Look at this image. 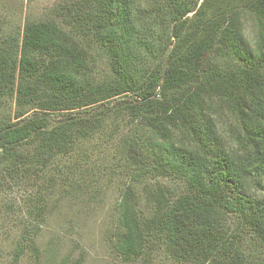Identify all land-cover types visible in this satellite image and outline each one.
Masks as SVG:
<instances>
[{"label":"trees","instance_id":"16d2710c","mask_svg":"<svg viewBox=\"0 0 264 264\" xmlns=\"http://www.w3.org/2000/svg\"><path fill=\"white\" fill-rule=\"evenodd\" d=\"M135 1L61 0L0 33V192L54 174L70 185L59 160H88L83 143L113 144L124 126L137 184L118 204L120 261L264 264V0H152L139 13ZM138 34L157 47L144 73ZM47 203L32 211L42 223Z\"/></svg>","mask_w":264,"mask_h":264},{"label":"rangeland","instance_id":"374dc122","mask_svg":"<svg viewBox=\"0 0 264 264\" xmlns=\"http://www.w3.org/2000/svg\"><path fill=\"white\" fill-rule=\"evenodd\" d=\"M60 1L0 0V33H19L27 20L46 19ZM135 2L139 13L147 12L152 0ZM241 22L246 41L254 46L252 17L244 14ZM160 33L166 38L167 32ZM136 37L142 41L146 39L148 44L145 50H139L137 46L135 50L139 56L135 57L137 68L144 73L154 66L157 47L143 34ZM94 60L93 74L105 75L108 72L106 63L97 57ZM122 128L124 133H120L113 144L102 145V140H107L104 135L83 143L80 152H87L89 161L82 153H76L72 159L59 160L58 166L72 168L70 185L54 174L55 179L50 183L37 179V186L12 184L0 192V264H13L15 254L21 248H25V254L19 264H125L120 261L114 246L118 204L131 181L137 183L126 172L122 158L125 153L122 134L128 133L126 127ZM155 182L158 181H151V184ZM41 198L49 202L44 223L32 212L35 205L46 203L41 204ZM34 246L39 250L38 254L34 252ZM157 262L173 264L163 260L162 256Z\"/></svg>","mask_w":264,"mask_h":264}]
</instances>
